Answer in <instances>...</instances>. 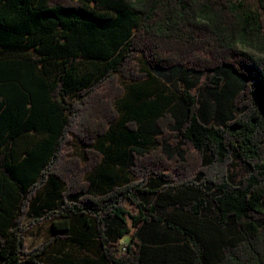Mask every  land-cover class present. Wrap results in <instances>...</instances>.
I'll list each match as a JSON object with an SVG mask.
<instances>
[{"label": "trees", "instance_id": "obj_1", "mask_svg": "<svg viewBox=\"0 0 264 264\" xmlns=\"http://www.w3.org/2000/svg\"><path fill=\"white\" fill-rule=\"evenodd\" d=\"M0 264H264V0H0Z\"/></svg>", "mask_w": 264, "mask_h": 264}, {"label": "rangeland", "instance_id": "obj_2", "mask_svg": "<svg viewBox=\"0 0 264 264\" xmlns=\"http://www.w3.org/2000/svg\"><path fill=\"white\" fill-rule=\"evenodd\" d=\"M158 76L164 82L165 86L170 90H176V84L182 83L179 75L171 76L168 72L159 73ZM247 169L245 165L236 160L234 164L229 168V174L234 181H238L245 173ZM51 235V223L50 221L43 222L39 227L32 228L26 233L25 241L27 248L32 249L48 239ZM69 252L76 254L77 250L73 248L67 249ZM78 254V253H77ZM76 254V255H77Z\"/></svg>", "mask_w": 264, "mask_h": 264}]
</instances>
